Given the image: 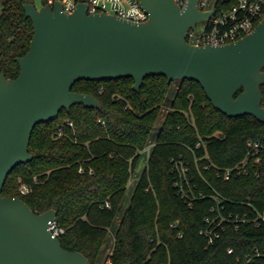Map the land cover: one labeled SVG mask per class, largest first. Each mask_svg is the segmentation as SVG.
Here are the masks:
<instances>
[{"label": "trees", "instance_id": "16d2710c", "mask_svg": "<svg viewBox=\"0 0 264 264\" xmlns=\"http://www.w3.org/2000/svg\"><path fill=\"white\" fill-rule=\"evenodd\" d=\"M26 2L0 0V71L8 77L19 73L16 57L29 49L34 33ZM134 82L131 76L78 80L73 89L93 93L101 107L77 103L37 124L29 147L33 158L11 171L3 193L21 195L37 212L55 208L62 244L84 252L92 264H242L253 246L264 247V223L229 224L212 243L200 230L214 216V205L243 212L251 200L264 208V148L248 173L228 179L214 165L205 167L208 159L196 162L195 155L207 148L215 164L232 166L246 156L249 139L264 141V121L224 113L195 79L168 81L155 74L139 90ZM152 138L150 157L129 196L140 149ZM198 141L205 145L198 147ZM180 157L189 160L191 185L184 186L192 203L175 185L174 159ZM21 181L29 192L19 191ZM175 220L179 227L171 225Z\"/></svg>", "mask_w": 264, "mask_h": 264}, {"label": "water", "instance_id": "95a60500", "mask_svg": "<svg viewBox=\"0 0 264 264\" xmlns=\"http://www.w3.org/2000/svg\"><path fill=\"white\" fill-rule=\"evenodd\" d=\"M140 2L149 13L143 21L89 13L85 0L71 13L58 0L24 4L34 27L29 49L16 57V76L0 71V264H92L50 228L55 208L37 212L21 195L3 193L11 171L33 158L29 147L37 124L77 103L101 107L93 93L73 89L78 80L131 76L139 90L155 74L168 81L195 79L224 113L264 121V16L235 41L196 44L187 39L188 30L215 9L201 10L198 0L185 6L176 0Z\"/></svg>", "mask_w": 264, "mask_h": 264}, {"label": "built area", "instance_id": "2783aa9c", "mask_svg": "<svg viewBox=\"0 0 264 264\" xmlns=\"http://www.w3.org/2000/svg\"><path fill=\"white\" fill-rule=\"evenodd\" d=\"M37 0H35L36 2ZM45 0H42V3ZM57 0H46V3L53 4ZM61 2L63 10L67 13L73 12L80 0H58ZM181 6H185L188 0H176ZM89 13L107 12L116 14L123 18L133 21H143L148 19L149 13L142 6L140 0H85ZM45 3V4H46ZM44 5V4H42ZM198 7L204 11H212L210 16H207L197 22L195 27L188 30L187 39L196 44H222L235 41L244 35L251 32L264 16V0H198ZM200 22H203L200 27ZM264 104V93H263ZM166 109L169 107L165 106ZM101 123L105 121L100 119ZM70 125L73 124L71 120L68 121ZM221 131L215 132V135H220ZM155 141H150L144 148L140 149L142 154H145V161L150 157L151 149ZM205 145L203 141H198L197 146ZM247 154L246 156L232 166L221 167L215 164L209 155L206 148L203 155H195V161L198 162L202 159H208L205 167L214 165L217 169L218 175L228 179L233 175L246 174L250 170V162L260 161L262 157V150L264 148V141L261 139H249L247 141ZM174 169L176 170L175 185L179 187V191L188 202L192 203L188 191L184 186V182L189 186L191 172L189 160L180 157L174 159ZM132 182L130 179L129 184ZM21 193L30 191V185L27 182L21 181ZM149 189V187H147ZM203 195V192L200 193ZM106 205L110 206L107 201ZM247 210L241 211H225V204L214 205L211 210L215 212L214 216L208 215L205 219L206 225L201 228L200 232L208 237L209 243L219 237L227 225L231 224L239 228L244 222H253L256 225L264 223V208H260L251 200L246 201ZM180 221L175 220L171 223L173 227H179ZM50 228L52 231L59 235L64 229L58 225L55 218L50 220ZM181 229L178 230V236H182ZM255 258L264 259V247L255 245L252 247L247 258L242 264H251Z\"/></svg>", "mask_w": 264, "mask_h": 264}, {"label": "rangeland", "instance_id": "374dc122", "mask_svg": "<svg viewBox=\"0 0 264 264\" xmlns=\"http://www.w3.org/2000/svg\"><path fill=\"white\" fill-rule=\"evenodd\" d=\"M36 4L38 5V7H41L42 6V0H37L36 1ZM1 11H2V6L0 5V13H1ZM202 24H203V22H200V27H202ZM177 85V84H176ZM154 138H152V140H153ZM145 154H142V158H141V161H140V163L138 164V167L136 168V172H134L133 174H132V176H131V180H132V182L130 183V186H129V190H128V192H129V196L131 195V193H132V191H133V189H134V187H135V184H136V181H137V179H138V177H139V173H140V171L143 169V167H144V165H145V161H144V159H145ZM20 186H21V182L19 183V185H18V189L20 188ZM19 191H20V189H19ZM129 196H128V198H127V200H126V203H125V205L124 206H126L127 204H128V202H129ZM122 213V212H121ZM112 244H113V239H112V241L110 242V245L106 248V250L104 251V254H103V258L105 259L106 257H107V255L109 254V252L112 250Z\"/></svg>", "mask_w": 264, "mask_h": 264}, {"label": "crops", "instance_id": "0c3cea01", "mask_svg": "<svg viewBox=\"0 0 264 264\" xmlns=\"http://www.w3.org/2000/svg\"><path fill=\"white\" fill-rule=\"evenodd\" d=\"M111 252V251H110Z\"/></svg>", "mask_w": 264, "mask_h": 264}]
</instances>
